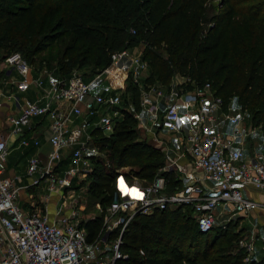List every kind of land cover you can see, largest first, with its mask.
I'll return each mask as SVG.
<instances>
[{
	"label": "built area",
	"instance_id": "built-area-1",
	"mask_svg": "<svg viewBox=\"0 0 264 264\" xmlns=\"http://www.w3.org/2000/svg\"><path fill=\"white\" fill-rule=\"evenodd\" d=\"M123 60L129 62L125 86L131 73L140 89L139 110L125 97L126 87L120 91L108 77L110 66ZM0 61L22 75L16 81L21 90L42 87L47 80L42 93L45 101L25 98L24 105L9 116V124L19 132L32 128L35 116L49 117L51 149L46 161L30 156L27 174L32 178L30 184L44 181L47 191L58 198L53 215L36 204L33 210L23 206L17 182L21 177L6 175L9 147L0 132V264H118L124 257L122 238L129 222L137 213L151 214L158 209L190 206L204 233L219 225L218 221L226 226L233 215H264V197L251 193L264 192V149L249 155L245 152L247 141L260 132V126L249 121L241 103H225L210 82L192 89L186 87L188 77L182 82L173 77L169 85L147 84L144 74L149 63L138 46L112 52L110 65L89 79L78 68L69 75L44 69L30 79L33 67L19 51L0 56ZM100 78L114 88L92 93ZM167 96L173 99L163 107L161 100ZM126 112L137 118L142 137L163 146L165 163L151 180L131 179L127 166L117 167L112 199L106 205L97 201L96 213L87 214L88 203L77 193L78 184L90 183L95 159L104 158L110 165L97 133L110 136ZM225 122L231 124V130H223ZM161 131L175 133L182 148L172 146ZM21 143L28 145L29 139L23 138ZM34 143L38 145L39 139L34 138ZM168 170L174 171L181 186L168 188L164 174ZM101 216L100 229L90 240L82 221ZM117 228L119 232L113 235ZM259 239L264 251V234L239 240L246 262L260 259Z\"/></svg>",
	"mask_w": 264,
	"mask_h": 264
},
{
	"label": "trees",
	"instance_id": "trees-1",
	"mask_svg": "<svg viewBox=\"0 0 264 264\" xmlns=\"http://www.w3.org/2000/svg\"><path fill=\"white\" fill-rule=\"evenodd\" d=\"M58 41L62 51L41 55ZM137 45L149 63L147 84L169 85L177 73L189 78V89L208 81L225 103L237 98L264 134V0H0V56L19 51L38 71L69 75L92 65L95 74L110 65L112 52ZM128 94L139 110L131 73ZM97 134L110 165L95 159L88 190L94 204L112 199L117 167L130 166L131 179L151 180L165 163L163 146L140 135L133 113L126 112L110 136ZM164 174L169 189L182 185L174 171ZM192 212L180 205L137 213L124 230L118 264H264V255L244 260L231 221L204 233ZM101 223L102 216L82 221L90 240Z\"/></svg>",
	"mask_w": 264,
	"mask_h": 264
},
{
	"label": "crops",
	"instance_id": "crops-1",
	"mask_svg": "<svg viewBox=\"0 0 264 264\" xmlns=\"http://www.w3.org/2000/svg\"><path fill=\"white\" fill-rule=\"evenodd\" d=\"M128 64L129 62L127 60H123L120 64H118V67L122 69H117V74L122 71V78L119 79V76L117 75L120 82L117 84L114 83L113 85L114 87L118 86L120 91H123L126 87V72L124 70H126ZM39 72L40 71L37 69L32 68L31 72L29 73L30 79L35 78ZM148 74L149 70L145 72L144 76L146 77ZM86 76L88 77V75ZM20 78H22V75L16 69L0 61V132L6 136L9 147L6 175H11L16 177V179H18V176L21 177V180L18 179L17 182L20 186V200L25 208L28 210H33L34 205L36 204L40 206L42 211H48L51 215H53L58 204L57 196L50 194L47 191L46 183L44 181H41L38 184H30L32 178L27 174V165L30 156L38 155L43 161H46L47 153L51 149V144L49 141V117L35 116L34 126L30 129L24 128L19 132H14L13 126L9 124V116L12 113H16L19 106L21 107L24 105L25 98L30 100L39 99L42 102L45 101V98H42V93L45 91L48 83L47 80H45L42 87H36L32 85L26 90H21L16 84V81ZM112 78L113 77H110V79ZM185 79L186 76H183L179 73L175 74L174 76L175 82H182ZM124 82L125 85L123 86ZM104 83L103 89H92V93H107L112 90V88H114L113 85H110L107 81ZM17 98H19V102L17 101ZM172 99V96H167L165 99L162 98V106L164 107L166 102ZM222 128L225 131H229L232 129V126L229 122H225ZM160 135L170 140V144L172 146H178L179 148H182L175 137V133L161 131ZM23 138L29 139L28 145H23L21 143ZM34 138L39 139L40 143L38 145L34 143ZM263 147L264 138L261 135V132H259L256 136H252L247 141V148L245 152L246 154H252L257 150H262ZM251 193L257 198L264 197V192L252 191ZM257 246L259 249L258 255L261 258L264 255V251H262L260 248V239L257 240Z\"/></svg>",
	"mask_w": 264,
	"mask_h": 264
},
{
	"label": "rangeland",
	"instance_id": "rangeland-1",
	"mask_svg": "<svg viewBox=\"0 0 264 264\" xmlns=\"http://www.w3.org/2000/svg\"><path fill=\"white\" fill-rule=\"evenodd\" d=\"M212 3L214 5H216V3H218V0H212ZM138 46V50L139 51H143V46L142 45H137ZM50 49H52V51L54 53L56 52H60L62 51L63 49V46H62V42L58 41L56 43H54L51 47H49L48 49H46L45 51H43L41 53V55H45L47 54ZM1 55V54H0ZM32 67L34 68L36 65L34 63H32ZM44 69H48L46 67H43L41 69L44 70ZM75 69V68H74ZM73 69V70H74ZM78 69L84 73L85 75H88L87 78H91L93 76L92 73H94V68L92 67V65H85L84 67H78ZM49 70V69H48ZM52 70H55L52 69ZM51 71V70H50ZM54 72V71H53ZM122 71L119 72V74H117V71L115 72V75L113 76V78L111 79L112 83L114 84H117L119 81L120 78H122V74H121ZM55 73V72H54ZM119 76V79H118V76ZM175 76V75H174ZM105 81L102 80V78H100L99 80H97L95 82V84L93 85V89L94 90H98V89H103V85L105 84L104 83ZM125 84H123L124 86ZM130 95V94H128ZM133 95L131 94L129 97H132ZM139 98H140V94H139ZM129 100L133 101L132 98H129ZM232 102H238L237 98H233L231 99ZM249 115V113H248ZM250 121V120H249ZM260 126V132H261V135L263 136L264 138V134L262 132V127L261 125ZM249 155V154H248ZM130 166H127L125 170L129 171L130 170ZM89 180H90V177H89ZM75 183H78V180L77 181H74ZM79 186L77 187V193L78 194H81L80 195V198L83 199L84 202H87V206L85 208V211L87 212V214H95L96 213V209H95V206H94V203H92V201L90 200L89 198V195H88V190H89V185L90 183H86L84 181H81L80 184H78ZM218 224L217 226H222L221 225V221H218ZM231 228L230 230H233V231H237L239 232V235L236 237V239L234 240V242L237 241V246L238 247H241L240 243H239V240L241 238H251V237H256V235H262L264 234V215L262 214H250L248 216H244V215H233L232 216V220H231ZM219 229V228H217ZM214 235V232H212L211 234H209V238H212ZM222 239H219V243L221 242ZM261 259V258H260Z\"/></svg>",
	"mask_w": 264,
	"mask_h": 264
},
{
	"label": "bare ground",
	"instance_id": "bare-ground-1",
	"mask_svg": "<svg viewBox=\"0 0 264 264\" xmlns=\"http://www.w3.org/2000/svg\"><path fill=\"white\" fill-rule=\"evenodd\" d=\"M117 69H122V68H120V67H118V66H116V65H112V66H110V68H109V74H108V77H113L114 75H115V72L117 71ZM125 72H126V70H124ZM127 73V72H126ZM124 84H125V82H124Z\"/></svg>",
	"mask_w": 264,
	"mask_h": 264
}]
</instances>
